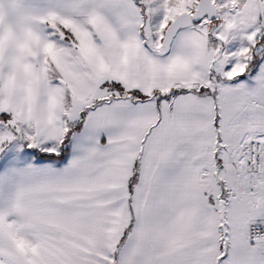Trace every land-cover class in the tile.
Returning a JSON list of instances; mask_svg holds the SVG:
<instances>
[{
  "label": "snow or ice",
  "instance_id": "1",
  "mask_svg": "<svg viewBox=\"0 0 264 264\" xmlns=\"http://www.w3.org/2000/svg\"><path fill=\"white\" fill-rule=\"evenodd\" d=\"M0 264H264V0H0Z\"/></svg>",
  "mask_w": 264,
  "mask_h": 264
}]
</instances>
